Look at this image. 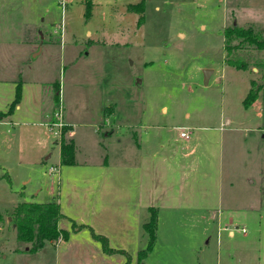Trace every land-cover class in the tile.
I'll return each instance as SVG.
<instances>
[{
  "label": "rangeland",
  "instance_id": "obj_1",
  "mask_svg": "<svg viewBox=\"0 0 264 264\" xmlns=\"http://www.w3.org/2000/svg\"><path fill=\"white\" fill-rule=\"evenodd\" d=\"M141 1L0 0V112L18 83L20 121L53 118L61 105L77 133L78 162L61 163L54 145L41 161L30 132L23 141L20 125H0V264H137L148 209L129 255L108 242L113 252H106L98 239V247L88 244L93 231L30 250L17 242L8 215L22 201L59 205V178L91 175L123 155L139 122L155 135L151 146L139 141V154L154 150L160 135L180 147L178 130L192 131L194 181L206 196L199 211L157 216L144 264H264V50L243 43L234 53L247 68L237 69L226 63L223 37L234 25L264 37V0H144L142 9ZM251 81L261 88L245 107Z\"/></svg>",
  "mask_w": 264,
  "mask_h": 264
},
{
  "label": "crops",
  "instance_id": "obj_2",
  "mask_svg": "<svg viewBox=\"0 0 264 264\" xmlns=\"http://www.w3.org/2000/svg\"><path fill=\"white\" fill-rule=\"evenodd\" d=\"M17 85L21 90L20 98L13 111L0 118V125L10 123L14 128L13 131H18L16 126L20 125L22 128L19 131H21L23 141L26 140L27 134L30 132L36 140L35 153L32 155L38 156L41 161H48L51 157L49 150L51 145L57 147L60 159L59 144L52 137L53 135L51 141L47 137L49 131L47 123L54 121V117H46V120L38 117L28 122L20 121L22 117L18 113L22 109L24 94V88L20 83L16 84L14 96L8 101L6 110L2 112L5 113L15 99ZM15 111L18 112L15 113ZM63 121L66 124L65 129L71 131V134L68 135L73 140L76 149L74 139L77 133L74 131V126L65 115H63ZM35 123L39 126L31 127V124ZM44 128H47V139L42 137ZM149 128L148 123L139 122L133 131L134 142L131 141L130 150L128 147V151L122 153L123 155L117 156V154L112 162L104 160L101 164L95 165V173L82 174V176H78L77 180L59 178V208L65 215V218L59 221V227L69 231L66 240L93 231L95 234L105 237L113 249L122 250L123 252H120L123 255L125 253L129 255L128 246L139 247L142 209L149 211L150 207L156 208L158 217L164 210H170V213H176L183 209L200 210L199 201L206 196L200 194L198 179L194 181L193 172L197 163H194L192 151L195 145L189 142L192 131L189 138H184L180 136L181 128L178 130L179 134L176 135V138L182 143L180 147L168 144V135L162 137L160 135L154 150L147 149L139 154L137 152L139 141L144 138L146 143L151 146L153 136H155L147 130ZM116 138L121 145L122 140ZM26 149L27 153L31 154L30 149L28 147ZM77 165L78 162L75 159V162L68 166ZM186 171L188 172L185 173ZM63 221L70 225L62 227ZM72 221L77 225H83V227L77 231H71ZM159 222L158 218L157 231H159ZM229 234L232 235V231H229ZM88 236L85 241L98 247L99 241L92 234H88ZM100 252L101 250L98 254H104V252ZM107 255L113 258L117 256V253Z\"/></svg>",
  "mask_w": 264,
  "mask_h": 264
},
{
  "label": "trees",
  "instance_id": "obj_3",
  "mask_svg": "<svg viewBox=\"0 0 264 264\" xmlns=\"http://www.w3.org/2000/svg\"><path fill=\"white\" fill-rule=\"evenodd\" d=\"M144 0L138 6L142 9ZM224 48L226 52V63L236 67L237 69H246L247 62L239 59L240 56L236 55L234 51L238 50L243 43L256 50H264V37L254 32L251 27L231 26L224 30ZM237 41V43H235ZM264 66L262 62L259 64ZM264 78V73L262 74ZM255 82L251 81L249 91L243 100V105L249 107L258 98V93L261 87L254 89ZM20 86L17 85L15 99L12 101L8 110L0 112V118L5 114L13 111L15 105L20 98ZM60 162L63 164H73L75 162V146L71 138L63 135L60 144ZM150 214L148 219L142 223V229L148 236L146 247L138 251L137 264H144V259L147 252L151 249L157 227V209L150 207ZM12 217L11 223L15 225L16 240L18 243L30 244V250H37L41 248L45 241L54 244L59 243L61 240H66L69 236V231L59 227V221L65 218L60 211L59 205L56 202H33L22 201L11 207L9 213ZM3 216L0 213V221ZM83 225H77L72 221L71 230L76 231ZM93 236L98 239L106 252H113V249L107 246L106 238L93 233ZM55 241V242H54Z\"/></svg>",
  "mask_w": 264,
  "mask_h": 264
},
{
  "label": "built area",
  "instance_id": "obj_4",
  "mask_svg": "<svg viewBox=\"0 0 264 264\" xmlns=\"http://www.w3.org/2000/svg\"><path fill=\"white\" fill-rule=\"evenodd\" d=\"M54 121L47 123V127L50 133H52L53 137L56 139L57 143L61 144V140L63 135H66L67 133L70 135L71 131H67L65 129L66 124L63 121V115H62V108L61 105L59 106V111L54 113ZM191 130L189 128H181L180 136L184 138H189ZM60 169L57 166H50L49 171L53 174H59ZM244 231V229H242Z\"/></svg>",
  "mask_w": 264,
  "mask_h": 264
},
{
  "label": "water",
  "instance_id": "obj_5",
  "mask_svg": "<svg viewBox=\"0 0 264 264\" xmlns=\"http://www.w3.org/2000/svg\"><path fill=\"white\" fill-rule=\"evenodd\" d=\"M234 26H235V25H234ZM210 74H211V70H209V69L204 70V83H205V84L208 83V80H209ZM47 156H49V155H47Z\"/></svg>",
  "mask_w": 264,
  "mask_h": 264
}]
</instances>
